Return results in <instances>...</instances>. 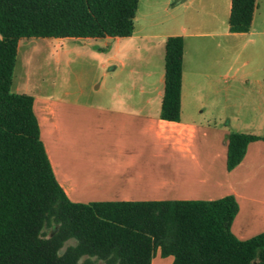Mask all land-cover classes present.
Returning a JSON list of instances; mask_svg holds the SVG:
<instances>
[{
	"label": "crops",
	"instance_id": "1",
	"mask_svg": "<svg viewBox=\"0 0 264 264\" xmlns=\"http://www.w3.org/2000/svg\"><path fill=\"white\" fill-rule=\"evenodd\" d=\"M174 1L140 0L127 38L58 39L86 48L103 73L90 70L77 98L61 107L32 96L41 140L74 203L233 196L231 232L249 240L264 233V142L250 143L231 171L227 154L231 133L264 134V0L247 33L230 31L232 0ZM170 37L184 41L179 122L160 119ZM12 90L21 94L14 80ZM172 263L160 250L151 262Z\"/></svg>",
	"mask_w": 264,
	"mask_h": 264
},
{
	"label": "trees",
	"instance_id": "2",
	"mask_svg": "<svg viewBox=\"0 0 264 264\" xmlns=\"http://www.w3.org/2000/svg\"><path fill=\"white\" fill-rule=\"evenodd\" d=\"M181 0H175L172 6ZM140 0H0V264H264V233L238 240L233 196L213 201L74 203L57 182L34 98L12 92L18 45L32 38H127ZM257 0H232V33L249 32ZM184 41L165 47L160 119H181ZM262 136L231 133L227 169ZM57 227L48 237L46 230ZM74 240L63 254L67 241Z\"/></svg>",
	"mask_w": 264,
	"mask_h": 264
},
{
	"label": "rangeland",
	"instance_id": "3",
	"mask_svg": "<svg viewBox=\"0 0 264 264\" xmlns=\"http://www.w3.org/2000/svg\"><path fill=\"white\" fill-rule=\"evenodd\" d=\"M86 52V48L74 50L69 42L62 43L58 39H22L14 72V91L20 87L21 94L48 100L61 107L63 102L77 98V92L81 85L86 84L90 70L93 69L98 75L103 73L101 63L86 56ZM89 92L91 97L96 95L91 88ZM88 101L85 96L81 103L85 105ZM85 133H92V126ZM56 232V226L46 230L49 238ZM75 245L74 240L67 241L60 254ZM92 260L95 264H104L102 261Z\"/></svg>",
	"mask_w": 264,
	"mask_h": 264
}]
</instances>
